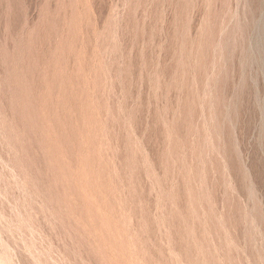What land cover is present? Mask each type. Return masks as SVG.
Wrapping results in <instances>:
<instances>
[{"label":"rangeland","instance_id":"obj_1","mask_svg":"<svg viewBox=\"0 0 264 264\" xmlns=\"http://www.w3.org/2000/svg\"><path fill=\"white\" fill-rule=\"evenodd\" d=\"M0 264H264V0H0Z\"/></svg>","mask_w":264,"mask_h":264}]
</instances>
